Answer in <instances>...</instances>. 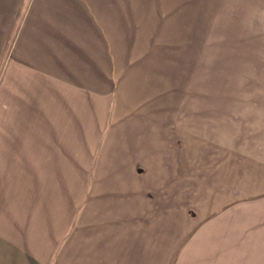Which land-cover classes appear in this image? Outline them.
I'll use <instances>...</instances> for the list:
<instances>
[{"label": "rangeland", "instance_id": "1", "mask_svg": "<svg viewBox=\"0 0 264 264\" xmlns=\"http://www.w3.org/2000/svg\"><path fill=\"white\" fill-rule=\"evenodd\" d=\"M164 95L181 129L211 137L191 147L231 151V174L234 150L254 151L262 172L264 0H0V216L82 200L116 108Z\"/></svg>", "mask_w": 264, "mask_h": 264}, {"label": "crops", "instance_id": "2", "mask_svg": "<svg viewBox=\"0 0 264 264\" xmlns=\"http://www.w3.org/2000/svg\"><path fill=\"white\" fill-rule=\"evenodd\" d=\"M168 96L144 103L143 114L134 104L123 115L116 108L106 168L82 200L64 191L52 211L42 201L38 213L6 215L18 223L0 216V264H264V166L236 149L231 174V151L191 147L211 137L195 139L191 120L181 129L178 100ZM43 151L31 149L37 173ZM212 153L224 162L213 165Z\"/></svg>", "mask_w": 264, "mask_h": 264}]
</instances>
